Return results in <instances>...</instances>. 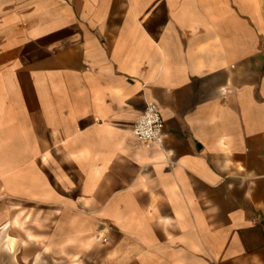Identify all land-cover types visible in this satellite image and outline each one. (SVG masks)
<instances>
[{
  "label": "crops",
  "instance_id": "crops-1",
  "mask_svg": "<svg viewBox=\"0 0 264 264\" xmlns=\"http://www.w3.org/2000/svg\"><path fill=\"white\" fill-rule=\"evenodd\" d=\"M0 264H264V0H0Z\"/></svg>",
  "mask_w": 264,
  "mask_h": 264
},
{
  "label": "built area",
  "instance_id": "built-area-1",
  "mask_svg": "<svg viewBox=\"0 0 264 264\" xmlns=\"http://www.w3.org/2000/svg\"><path fill=\"white\" fill-rule=\"evenodd\" d=\"M164 120L154 103L146 105L143 112L134 121L131 132L140 141L163 142Z\"/></svg>",
  "mask_w": 264,
  "mask_h": 264
}]
</instances>
